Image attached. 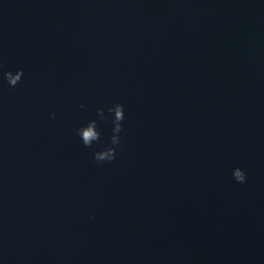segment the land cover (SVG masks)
<instances>
[{
  "label": "water",
  "instance_id": "water-1",
  "mask_svg": "<svg viewBox=\"0 0 264 264\" xmlns=\"http://www.w3.org/2000/svg\"><path fill=\"white\" fill-rule=\"evenodd\" d=\"M0 63V264H264V0H0Z\"/></svg>",
  "mask_w": 264,
  "mask_h": 264
},
{
  "label": "clouds",
  "instance_id": "clouds-1",
  "mask_svg": "<svg viewBox=\"0 0 264 264\" xmlns=\"http://www.w3.org/2000/svg\"><path fill=\"white\" fill-rule=\"evenodd\" d=\"M3 65L0 63V69ZM24 70L18 69L15 72L11 70L3 72V79L7 81L9 88H14L23 78ZM84 107L83 104L80 105ZM97 115L100 119H111L112 122V135L109 138L107 145L101 148V150L93 153V157L97 163L110 162L116 158L117 148L121 143L120 133L123 131L125 120V109L121 103H116L107 109L108 116H105L103 109H97ZM77 135L80 137L82 144L85 147H92L93 144H99L101 142V132L98 129L97 120H90L86 125L77 129ZM232 176L238 183H245L247 179L246 173L239 167L233 169Z\"/></svg>",
  "mask_w": 264,
  "mask_h": 264
}]
</instances>
